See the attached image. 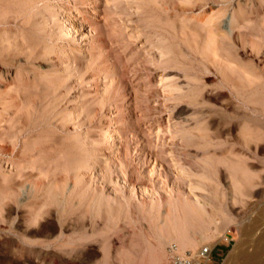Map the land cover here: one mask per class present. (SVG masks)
<instances>
[{"label": "rangeland", "instance_id": "1", "mask_svg": "<svg viewBox=\"0 0 264 264\" xmlns=\"http://www.w3.org/2000/svg\"><path fill=\"white\" fill-rule=\"evenodd\" d=\"M196 213L208 264L261 246L264 0H0V264H136Z\"/></svg>", "mask_w": 264, "mask_h": 264}, {"label": "bare ground", "instance_id": "2", "mask_svg": "<svg viewBox=\"0 0 264 264\" xmlns=\"http://www.w3.org/2000/svg\"><path fill=\"white\" fill-rule=\"evenodd\" d=\"M91 2V1H90ZM53 5H55V4H53ZM90 6V5H89ZM53 8H55L56 9V7L54 6ZM52 8V9H53ZM251 12V11H250ZM71 15V14H70ZM72 15H74V14H72ZM245 15V14H244ZM67 18V17H66ZM66 18H65V20H66ZM66 21H68V20H66ZM63 22V21H62ZM67 24V23H66ZM66 26H68V25H66ZM69 27V26H68ZM69 29H70V27H69ZM66 53V52H65ZM70 54V53H69ZM67 58V57H66ZM238 113V112H237ZM259 123V122H258ZM105 127H106V125H105ZM104 127V128H105ZM103 132V131H102ZM101 135V134H100ZM113 135V134H112ZM107 138V137H106ZM109 141L111 140L110 139V137H109V139H108ZM120 142V141H119ZM106 144V143H105ZM115 146V145H114ZM178 190V189H177ZM181 200H182V198L181 197H179ZM178 198V199H179ZM190 199V198H189ZM189 199H187V200H189ZM185 200V199H184ZM183 200V201H184ZM177 201H179V202H181L180 200H177ZM103 203H104V201H103ZM182 203V202H181ZM181 203H178L179 205L181 204ZM190 204V203H189ZM44 205V204H43ZM43 205H41V206H43ZM102 206V205H101ZM182 208H184V206H186V204L184 205V204H181L180 205ZM188 206V205H187ZM196 206V205H195ZM176 207V206H175ZM179 207V206H178ZM191 207H194V205L193 206H191ZM197 208V207H196ZM114 209V208H113ZM179 209H181L180 207H179ZM184 209H187V207H185ZM194 210L193 208H190V210ZM178 210V209H177ZM183 210V209H182ZM182 210H180V211H182ZM191 210V211H192ZM183 211H185V210H183ZM188 211H189V209H188ZM191 211H189V212H191ZM201 211V210H200ZM194 212H196V211H194ZM183 213V212H182ZM184 214H186V213H184ZM188 214H190V213H188ZM197 214V213H196ZM258 214V213H257ZM198 215V214H197ZM196 215V218L198 217V218H201L199 215L197 216ZM37 216V215H36ZM193 216H194V214H193ZM38 217V216H37ZM204 217V216H203ZM201 218V220H203L204 221V223L203 224H201V226H200V230H199V232H195V234H193V233H191V232H189V231H186V230H184V229H182V228H180L179 226L177 227L178 229H176L175 227V229L173 228V230H171V234H170V236H168V238L166 237V239L165 238H161L160 239V242L158 243V244H155V245H153L149 250H150V252H148V255L146 256L145 255V257H142L141 258V260L137 263L136 262V264H160L162 261H163V258H165V250H163L164 248L162 247L163 246V244L164 243H166L165 242V240H167L168 242H170V243H173V242H175V243H177L178 245H179V248L181 249V250H188V249H194L195 247H198L199 245H201V244H204V243H209L210 241H212V238H214V235H213V229L210 227V225H211V222H214V220L213 219H210V220H207L206 218ZM168 219V218H167ZM195 219V218H194ZM252 221V220H251ZM251 221H249L250 223H251ZM262 221H264V219H263V216L261 215V214H259V215H257V217L255 218V220L251 223V224H258L259 222H262ZM248 224V223H247ZM262 224H264L263 222H262ZM170 225V224H169ZM250 225V224H249ZM251 226V225H250ZM252 227H256V226H252ZM259 227H260V224H259ZM258 227V228H259ZM257 228V227H256ZM253 229V228H252ZM247 230V229H246ZM248 231V230H247ZM245 232V231H244ZM163 233V232H162ZM166 233V232H165ZM164 233V234H165ZM258 233H259V231H258ZM161 234V233H160ZM259 234H262V236H261V238H260V242H259V238H258V241H256V242H258V244H260L261 246L259 247V245L258 244H256L254 241V243L253 244H255V245H253L252 243V245H253V248L254 247H256V245H258L257 247L259 248L257 251H256V249H257V247L255 248V249H253L255 252H253V250H252V253H250L251 251H249L248 252V250L246 251V250H240L239 251V249H243V248H240L241 246H239V249L237 250V252L235 251H233V252H230L229 253V255H228V257H227V259H225V263L224 264H259V261L261 260V253L264 251V241H262L263 239H264V232L262 233H259ZM259 234H258V236H259ZM159 236H161V235H159ZM166 236V235H165ZM224 236V235H223ZM250 236H253V235H250ZM257 238V237H256ZM252 240H253V238H251ZM254 239H255V237H254ZM249 240V239H248ZM248 240H247V242H248ZM252 240H251V242H252ZM257 240V239H256ZM244 241H246V240H244ZM244 243H246V242H244ZM168 244V243H167ZM210 244H212V243H210ZM246 244H248V243H246ZM242 245V244H241ZM251 245V246H252ZM238 247V246H237ZM247 249H248V247H247ZM235 250V249H234ZM148 251V250H147ZM263 254V253H262ZM264 255V254H263ZM261 257V258H260ZM263 260H264V257L262 258ZM130 262V261H129Z\"/></svg>", "mask_w": 264, "mask_h": 264}, {"label": "built area", "instance_id": "3", "mask_svg": "<svg viewBox=\"0 0 264 264\" xmlns=\"http://www.w3.org/2000/svg\"><path fill=\"white\" fill-rule=\"evenodd\" d=\"M216 244H203L195 249L181 250L175 242L166 246V264H208Z\"/></svg>", "mask_w": 264, "mask_h": 264}, {"label": "crops", "instance_id": "4", "mask_svg": "<svg viewBox=\"0 0 264 264\" xmlns=\"http://www.w3.org/2000/svg\"><path fill=\"white\" fill-rule=\"evenodd\" d=\"M218 246H223V247H225V249H226V251H227V245H226V243L223 241V240H220L217 244H216V247L215 248H217ZM226 253V252H225ZM225 255V254H224ZM223 255V256H224ZM223 256L221 257V259H220V263H221V260H222V258H223ZM219 263V264H220Z\"/></svg>", "mask_w": 264, "mask_h": 264}]
</instances>
